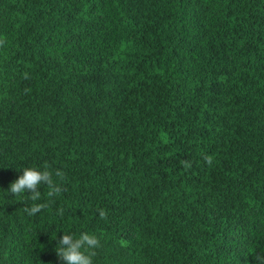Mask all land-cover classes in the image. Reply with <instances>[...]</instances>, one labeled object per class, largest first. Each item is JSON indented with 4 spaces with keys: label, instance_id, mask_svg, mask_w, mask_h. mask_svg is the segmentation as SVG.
I'll use <instances>...</instances> for the list:
<instances>
[{
    "label": "trees",
    "instance_id": "1",
    "mask_svg": "<svg viewBox=\"0 0 264 264\" xmlns=\"http://www.w3.org/2000/svg\"><path fill=\"white\" fill-rule=\"evenodd\" d=\"M0 42V264L264 255V0H0ZM44 165L61 193H8Z\"/></svg>",
    "mask_w": 264,
    "mask_h": 264
},
{
    "label": "clouds",
    "instance_id": "2",
    "mask_svg": "<svg viewBox=\"0 0 264 264\" xmlns=\"http://www.w3.org/2000/svg\"><path fill=\"white\" fill-rule=\"evenodd\" d=\"M2 43V42H0ZM204 161L211 165L213 163V157L209 155L203 156ZM184 168H190L191 163L189 161H181ZM23 174L19 176L9 186L8 193L12 196H21L26 192L30 193L27 198L33 202L41 199V186H46L48 189L47 196L49 198L57 196L64 189L60 186L56 180L53 179V172L49 170L48 165H44L43 170L37 168H24ZM63 173L60 171L55 172V176L60 180L63 179ZM48 205L44 203H33V205L24 208V212L28 215L34 216L41 212ZM60 215L63 214V210H59ZM106 211L99 210V217L106 219ZM100 246L99 239L92 234L82 233L79 237L64 234L59 239L57 247L55 249L57 257L63 264H93L92 257L95 255L94 249ZM256 264H264V255H257L255 257Z\"/></svg>",
    "mask_w": 264,
    "mask_h": 264
}]
</instances>
